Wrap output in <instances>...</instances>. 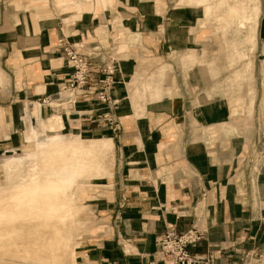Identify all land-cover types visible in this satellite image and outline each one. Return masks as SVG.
I'll list each match as a JSON object with an SVG mask.
<instances>
[{
    "label": "crops",
    "instance_id": "0c3cea01",
    "mask_svg": "<svg viewBox=\"0 0 264 264\" xmlns=\"http://www.w3.org/2000/svg\"><path fill=\"white\" fill-rule=\"evenodd\" d=\"M195 4L0 0V74L9 81L6 87L0 82V148L20 146L26 117L53 113L62 117L64 131L106 129L115 143L112 170L109 146L93 176L106 187L90 195L105 223L99 228L85 219L88 235L99 230L82 241L80 233L74 264H149L159 260L155 253L166 233L194 223L208 232L190 252L210 264H242L247 253L264 254V0L257 24L252 8L241 14L250 19L244 27L227 13L223 30L210 20V0ZM223 5L228 12L245 10L244 4ZM212 32L222 34L228 52L214 48ZM63 37L118 60L113 98L122 102L112 115L118 130L102 126L103 112L94 110L87 92L67 111L38 102L71 73L59 47ZM12 251L0 247V264H26Z\"/></svg>",
    "mask_w": 264,
    "mask_h": 264
},
{
    "label": "bare ground",
    "instance_id": "6f19581e",
    "mask_svg": "<svg viewBox=\"0 0 264 264\" xmlns=\"http://www.w3.org/2000/svg\"><path fill=\"white\" fill-rule=\"evenodd\" d=\"M254 1L259 10V0ZM246 4L247 0L243 7ZM42 6H39L40 10ZM41 13L39 11V15ZM237 13L235 8L231 9V17ZM36 120H32L25 135L30 149L24 159L18 158L20 164L28 160L26 176L20 178L18 173V181L8 189L0 190V234L7 237L3 239L0 235V247L8 246L13 250V258H21L26 264L43 262V252L46 253V264H71L72 245L66 239L63 225L75 199V189L89 177V159L83 152H91L94 161L99 163L101 157L105 158V147L90 150V147L86 148V140L80 137L49 135L45 128L62 126L56 115L48 118L45 124ZM39 123L42 124L40 128ZM102 173L107 178L106 168ZM20 243L27 248H20Z\"/></svg>",
    "mask_w": 264,
    "mask_h": 264
},
{
    "label": "rangeland",
    "instance_id": "374dc122",
    "mask_svg": "<svg viewBox=\"0 0 264 264\" xmlns=\"http://www.w3.org/2000/svg\"><path fill=\"white\" fill-rule=\"evenodd\" d=\"M172 1L177 2L178 0H172ZM181 1L184 2V0H179V2H181ZM187 1L189 3L195 2L196 3L195 7H197L200 4V3L199 4H197V3L202 2L203 0H187ZM245 2H246V0H210V3L212 5L211 12H210V20H212V22H214L213 23L214 27L216 26L217 29L223 30L224 28H222V27H225V26H222V25L224 24V20L226 22V19L228 18L227 13L230 14V12H231V11L228 12V10H224L225 6L223 4H227V5L229 4L231 6L233 4H244ZM60 4H62V2H60ZM33 5H34V2H33ZM255 6H256V3L254 0H247V4L244 6V9H245L244 12L238 11V13L235 14L236 16L234 15L232 17L230 14L229 19L239 20L238 24H241V26L244 27L245 21H250V19L246 18L244 16H241V14L249 13V12H251L250 10L252 8H254V22H255L254 25H255L258 23L259 16L261 13V7H259V10H256ZM178 7H181V6H178ZM187 7H189V6H187ZM190 7H193V6L191 5ZM40 12H42L41 14L43 15L44 11L40 10ZM197 13H199V14H196V15H200V16L202 14V12H197ZM222 17H223V19L220 21V18H222ZM233 21H230V22H233ZM116 23H118V22H115V24ZM115 28H116V32L118 31V29L121 30L120 28H117V27H115ZM116 32H115V34H116ZM129 33H131V32H129ZM212 35H214V38L216 37V42L214 44L215 45L214 48H216L218 50H220V48H222L223 50H226L228 52V50L230 48H228V50H227L223 41H221L220 35H222V34L221 33H215L214 34V32H212ZM228 38H230L229 35H228ZM241 38H243V37L241 36ZM254 41H255V37H254ZM256 48H257V41H255V43H254V52L256 51ZM88 50L93 51L95 49L93 48V49H88ZM96 50H99V49H96ZM199 63L203 64L204 62L202 60H200L199 62H197V64H199ZM0 82H2L3 84L7 83V84L3 85L4 87L8 86L9 81H8V77L6 74H2V73L0 74ZM46 95H48V94H41L40 98L38 99V102H40L43 105V107L45 106V107H48L51 110L55 111L56 108L55 109L51 108L48 106V104H44L43 102H41L42 98H44ZM7 99H8V96L5 95L3 97V100H7ZM79 99H80V97H79ZM113 101H115V102H113ZM113 101L111 102L112 104H110L109 106L107 104H103V103L96 101V105H97L96 108L97 109H94V110L95 111L100 110L103 112L102 114L99 115V118H100L99 120L100 121L102 120V122H104V124L102 126H108L112 130H118L119 127H117V129H114L113 128L114 126L112 127L111 124L106 119V117L113 119L112 115H113L114 111L118 110L120 108L122 101L120 99H116V98H113ZM78 103H79V101H78ZM78 103H76V104H78ZM63 109H65L67 111L69 109V106H66ZM93 111L91 110L89 113H93ZM54 115H56V117L58 119H60L62 126L60 128H54V129L45 128L49 135H51V134L63 135L65 137L71 138V139L76 138V137H80L83 140H86V144H87L86 148L90 147V150H91V148H94V147L98 148V146L105 147V148H108L110 146L108 151L110 154V166H111V170H112V164L114 162L115 143H114L113 138L110 137V135H106L108 133V132H106V129H104L102 132L96 131V132H99L98 134H88V132H82L83 134H81V132L79 134H74L75 132L64 131L63 130L64 123H63L62 117L59 114H54V113H53V115L48 116L47 118H43V116L37 115V117H38L37 120L39 122H43L45 124L47 119L53 117ZM32 120L33 119H30L28 117H26L24 119V121H26L25 130L20 131V133L18 134V136H19L18 140L22 137V138H24L23 139L24 141L20 142V146L16 150L6 149L5 147L0 148V190L8 189V187L13 185V182L18 181L17 180V174L18 173L21 174L20 178H23L26 176V172L29 169L28 168V162H27L28 160H24V163L20 164L18 162V158L24 159V157L26 156V152L30 149L29 142L27 141L25 135L27 134V127L31 124ZM115 122L118 123V126H119V122H117V121H115ZM38 126L40 128L42 126V124L39 123ZM37 129H38V127H37ZM49 132H51V133H49ZM97 135L104 136V137H110L112 140V143H111V140L110 141H107V140L106 141H102V140L98 141V140L92 138V137L97 136ZM100 141H102V142H100ZM260 142L264 143V133L261 134ZM3 143L5 144V142H3ZM105 151H107V150L105 149ZM83 153H84V155H88V159L90 161V162L88 161V164H87L88 169H89V173H88L89 177L85 178L83 180L82 185L75 189V199L73 200V202L71 203V205L69 207V213H68V216L66 217V220L64 221V225H63L64 233L66 234V237H67L66 239L72 245L71 246L72 250L69 252V257L70 256L73 257V259L71 260V264H74V262H75V248L78 245L80 233L82 231L84 232L83 237L81 238V241L83 238H91L90 235L96 234L95 231L97 229H95L94 232H92L91 234L88 235L89 229H90V222L85 221V219L91 218L92 220L96 221L95 224L97 227L99 226V228L102 227V226H100L101 224L105 223L104 218L101 219V217H99L97 215V213L93 210V207L91 205V203H92L91 199L92 198H90V195L93 192H97V190L99 188H105L106 182L100 186H98L96 183L93 182L92 177L97 172V166H96L97 162L94 161V155L91 154V152L89 153L87 151V153L86 152H83ZM100 162H105V158L100 159ZM2 233H3V231H2ZM0 235L3 239H7V237L4 234L3 235L0 234ZM18 246L20 248H24V249L27 248V246L24 245L23 243L18 244ZM6 248L9 249L8 246H6ZM45 255H46V253L43 252L44 257H45ZM15 259H18L20 262L25 263L23 261V259H21V258H15ZM246 261L247 262H245V264H264V254H260V256H257L254 258L251 257V258L247 259ZM38 263L43 264V262H37L36 264H38ZM44 264H46V263H44Z\"/></svg>",
    "mask_w": 264,
    "mask_h": 264
},
{
    "label": "built area",
    "instance_id": "2783aa9c",
    "mask_svg": "<svg viewBox=\"0 0 264 264\" xmlns=\"http://www.w3.org/2000/svg\"><path fill=\"white\" fill-rule=\"evenodd\" d=\"M59 46L66 53L72 70L59 90L46 95L41 102L54 109L70 107L71 103H78L81 93L87 92L89 100L108 106L112 104L113 91L120 83L116 78L117 73L121 72L118 60L96 49L87 51L84 44L70 42L66 37L59 40ZM106 119L117 129L118 123L111 118ZM207 232L208 230L198 223H194L182 233L168 232L161 238L155 255L159 260H167L168 264H210V258L190 252L191 247H197L205 240ZM257 256L260 254H245L242 264ZM159 260L154 258L149 264H160Z\"/></svg>",
    "mask_w": 264,
    "mask_h": 264
}]
</instances>
